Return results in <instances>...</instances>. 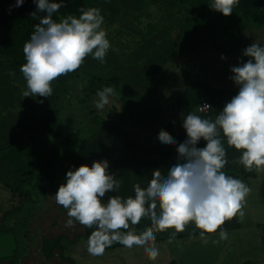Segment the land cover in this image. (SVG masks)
I'll return each mask as SVG.
<instances>
[{"label":"rangeland","instance_id":"374dc122","mask_svg":"<svg viewBox=\"0 0 264 264\" xmlns=\"http://www.w3.org/2000/svg\"><path fill=\"white\" fill-rule=\"evenodd\" d=\"M212 0H92L90 4L104 9V23L102 29L107 33L110 48L106 53L105 62L87 56L82 66L89 73H109L116 71L122 76V89L126 93L127 101L134 108V117L145 123L154 113L157 105L155 103L154 91L151 86L152 80L149 77L151 71L160 65L166 58V53L173 43L176 30L180 25L190 22L196 26H203L210 30L216 37L217 42L225 47H229L236 40L235 29L242 24L243 18L236 12L225 17L222 13L210 8ZM59 15V21L62 20ZM264 46V27L261 29H247L242 34V45L239 49L226 55H219L215 51L205 50L198 56H184L178 54L166 66H164L155 78L160 94L163 99L160 104L162 110L161 120L165 121L169 115L171 105L175 101L180 87L185 86L191 79H203L215 87L236 88L230 79L232 72L230 69L239 66L247 57L243 56L244 50L252 43ZM224 59H221V57ZM182 76L178 85L174 83L175 78ZM184 77V78H183ZM164 79V80H163ZM27 90L25 79L17 77L13 72L5 70L0 72V147L7 145L10 140L22 130L36 129L44 131L52 128V133L41 136L39 141L44 143L64 141L57 138L61 130L74 129L75 121L68 124L57 123L51 113L45 97L30 96L24 97L23 92ZM74 96V95H73ZM77 96V93L74 97ZM73 99V98H72ZM41 101H43L41 103ZM109 104L105 105L102 112L108 114L110 119L117 115L113 112V99L109 98ZM69 102V101H68ZM208 104L207 100H204ZM68 110L74 111L77 108V101L71 100ZM77 104V106H75ZM119 109L118 104H116ZM213 113L215 119L219 112L213 108L208 113ZM198 113L197 110L192 112ZM77 127V125H76ZM78 128V127H77ZM73 130V131H74ZM158 130H162L159 126ZM136 140H128L125 150L108 159H90L83 165L89 167L93 162L107 161L109 163V173L115 177L120 174L122 168H138L139 164L156 159L150 153L146 143L153 142L149 138L152 134L144 133L142 130L133 129ZM158 132V133H159ZM73 133V132H72ZM88 133L82 129L75 135L71 134L70 141L65 144L66 150H72L87 137ZM170 149V146L163 145ZM126 160L124 166H119L118 160ZM140 161L136 162L135 161ZM0 179L11 182L13 179L8 169L0 167ZM119 179V178H118ZM251 191L246 197L243 211L244 217L239 219L241 230L229 231V244L219 240L217 234L209 235L208 242L197 237L185 240H173L171 243L155 241V246L159 250V256L155 261L150 260L145 254L144 248L133 246L116 247L113 245L106 248L102 256H91L87 252V240L81 239L77 243L61 241L63 255L71 258L75 264H167L175 260L177 264H242L250 261L252 264H264V171H257L255 178L241 180ZM8 190L0 183V258L11 259L16 257L22 264H39L34 253L30 254L33 238H25L23 218L28 215L30 204L24 201L19 203L21 207L17 212L3 215L4 211L16 207H9ZM113 196V192L107 193L103 203H107L108 197ZM38 207H35L37 210ZM34 209V207H33ZM6 217V218H5ZM50 217L36 221L35 226L42 228L45 237L55 235H66L74 238L80 233V225L74 223V227H66V213L62 212L57 217V223L51 228ZM34 220V217H31ZM148 218H142L138 225ZM190 223L184 232L176 234L175 238H186V233L190 229ZM130 225V230L137 227ZM32 230V229H31ZM30 230L31 234L33 232ZM174 229L156 233L157 238L171 236ZM218 241V242H214ZM12 244V249H11ZM228 248L230 253H227ZM34 251L40 249L35 246ZM48 264H61L58 255L52 256Z\"/></svg>","mask_w":264,"mask_h":264},{"label":"clouds","instance_id":"9594fccd","mask_svg":"<svg viewBox=\"0 0 264 264\" xmlns=\"http://www.w3.org/2000/svg\"><path fill=\"white\" fill-rule=\"evenodd\" d=\"M24 2L16 0L15 7ZM33 2L36 11L30 16L39 23L23 46L26 63L20 71L27 84L23 96L47 98L53 91L52 82L79 69L87 56L104 63L110 43L101 27L104 17L98 8H80L78 18L68 15L57 22L53 14L64 6L63 0ZM236 4L238 0H212L210 8L228 17ZM243 56L247 57L246 62L242 60L230 69L238 94L214 121L190 112L183 119L187 139L177 148V163L166 174L154 170L146 188L134 185V198L113 195L107 203L102 202L107 193L118 191L121 186L109 173L106 160L66 173V183L59 186L54 199L67 209L66 227H74L76 221L95 229L87 241L89 255L102 256L106 248L119 243L129 249L143 247L147 257L155 261L160 254L155 246L156 233L174 229L168 241L171 243L176 234L193 223L199 238L207 243L208 236L217 233L226 221L244 217L243 208L251 189L222 171L228 163L224 140L240 153L238 162L245 170L264 171V46L254 42ZM96 95L95 107L102 110L115 91L111 86L104 87ZM210 109L208 104L200 106L201 111ZM158 139L166 146L176 143L164 130ZM201 140L206 146L197 148ZM145 217L151 227L139 234L134 227L130 230V225H138ZM227 239V231L220 230L219 240Z\"/></svg>","mask_w":264,"mask_h":264},{"label":"trees","instance_id":"16d2710c","mask_svg":"<svg viewBox=\"0 0 264 264\" xmlns=\"http://www.w3.org/2000/svg\"><path fill=\"white\" fill-rule=\"evenodd\" d=\"M92 0H63L64 6L53 14V19L59 22V15L67 17L74 15L77 18L81 14L79 9L98 8L90 4ZM50 2L60 3L61 0H50ZM16 0H0V72L8 70L13 72L17 77L24 79L20 68L26 63L23 46L30 38L34 31V27L39 23L38 19H33L30 13L36 11V4L33 0H27L19 12L15 7ZM100 14L104 17L105 10L98 8ZM234 12L238 13L243 22L235 29L236 40L226 49L221 46L215 35L203 26H196L190 22L184 23L176 30L173 43L166 53L165 60L155 67L149 77L152 80L153 95L157 105L154 113L147 119L145 123L138 121L134 117V108L127 101L126 93L122 89V76L120 73L113 71L109 73H89L82 65L79 69L67 75H62L54 80L51 84L53 89L52 94L46 98L47 105L55 119V125L68 124L67 122L75 121L74 129L61 130L57 138L60 137L64 142L44 143L38 138L45 134L52 133L53 129L39 131L36 129H26L16 134L10 142L0 147V167L7 168L12 177V181L0 179L5 186L11 191L23 197L30 204L28 215L23 218L24 236L25 238H33L31 242L33 248L30 254L34 253L39 261V264H48L47 262L52 256L58 255L61 264H75L71 258L63 255V246L61 241L66 240L69 243H77L81 239L88 241L89 236L95 230L80 225V233H77L72 239L66 235H55L54 237H45L40 226H35L36 221L42 218L50 217L51 228H54L57 223V217L62 212L66 213L67 209L58 205L54 199L59 186L66 183V173L69 170L75 171L90 159H108L122 150H125L126 141L136 140V134L133 129L142 130L144 133L152 134L149 138L153 142L146 143L150 153L156 156L153 161L140 163L137 170L124 167L116 176V179L121 182L118 191L113 192V195L127 198L135 196L134 185L139 184L141 188H146L152 178L154 170H160L162 174H166L170 168L177 163L179 144L187 139V134L183 128V119L197 107L208 101L217 112H221L231 99L238 94V87L234 89L215 87L203 79H191L188 83L180 87L177 92L175 101L171 105L169 115L165 121L161 120L162 110L160 108L163 95L160 94L157 82H161L159 78H155L160 70L166 66L178 54L184 56H198L205 50L217 52L219 55H226L239 49L242 45V34L245 30L264 27V0H238L233 8ZM39 15H44L43 13ZM182 76L175 78L174 83L178 85V81ZM184 78V77H183ZM164 80V79H163ZM113 87L115 95L109 98L113 99V112L117 115L110 119L108 114L102 112L95 107L98 100L97 91L104 87ZM77 93V96L74 97ZM74 95V96H73ZM73 98V99H72ZM71 100L77 101L78 109L74 111L68 110L66 106H70ZM69 101V102H68ZM118 104L119 109H117ZM202 118L213 120V113H196ZM77 125V127H76ZM170 134L176 141L170 145V149H166L158 139V127ZM84 129L88 135L75 146L72 150H66L65 144L71 139V134L79 133ZM74 130V131H73ZM161 131V130H160ZM73 132V133H72ZM206 142L201 140L196 147L203 148ZM224 147L227 152V161L222 171L226 175L240 180L255 178L256 169L247 171L239 164L240 153L234 148H229L226 140ZM119 162V163H118ZM140 162V161H135ZM119 166H124L127 161L120 159L117 161ZM21 207V206H20ZM19 207V208H20ZM34 207V209H33ZM35 207H38L35 210ZM9 211L7 215L17 212L18 209ZM34 217V220L31 219ZM6 218V217H5ZM146 227H151V223L145 221L137 227V234L141 233ZM240 228V222L237 217L226 221L220 230L231 231ZM32 229V230H31ZM30 230L34 235L31 234ZM195 233V234H193ZM187 237L199 236V230L195 229V225H190L187 231ZM179 237V236H176ZM161 237L155 238L158 241ZM35 246L40 249L34 251ZM124 247L119 243H115L113 247ZM0 264H22V261L13 257L0 258ZM167 264H176L171 260ZM242 264H251L250 261H245Z\"/></svg>","mask_w":264,"mask_h":264},{"label":"crops","instance_id":"0c3cea01","mask_svg":"<svg viewBox=\"0 0 264 264\" xmlns=\"http://www.w3.org/2000/svg\"><path fill=\"white\" fill-rule=\"evenodd\" d=\"M0 183H2L4 186H5V184L2 182V181H0ZM5 189L6 190H8V199H9V201H11V200H13L14 202H10V204H9V207H16V206H18V207H16V208H12L11 210L9 209V210H5L4 211V213H3V215L4 214H6L7 212H9V211H12V210H15V209H17V208H19L21 205H19V203H21V204H23L24 203V201H22V200H25L23 197H21L19 194H17V193H15V192H11L6 186H5ZM237 217H239V216H237ZM239 220V219H238ZM238 230H241V224H240V228L239 229H237V231ZM231 231H236V230H231ZM227 232H229V231H227ZM215 234H217L218 235V238H219V233H215ZM213 235V234H212ZM194 237H197V236H194ZM233 236H230V233H228V239L227 240H223L224 242L223 243H228L229 244V242H231V240L229 239V238H232ZM192 237H186V238H175V239H173V240H187V239H191ZM166 238H162V239H160V241H163V240H165ZM168 239H170V238H168ZM172 240V241H173ZM159 241V240H158ZM166 242H168L169 240H165ZM11 249H12V244H11ZM227 253L229 254L230 253V249L228 248V250H227ZM175 261V260H174ZM176 262V261H175ZM237 262H235V264H236ZM177 264V263H176ZM252 264V263H251ZM256 264H262V263H260L259 262V260H258V263H256Z\"/></svg>","mask_w":264,"mask_h":264},{"label":"built area","instance_id":"2783aa9c","mask_svg":"<svg viewBox=\"0 0 264 264\" xmlns=\"http://www.w3.org/2000/svg\"><path fill=\"white\" fill-rule=\"evenodd\" d=\"M205 104H207L206 102H202L198 107H197V112L198 113H207V112H209L210 110H206V111H201L200 110V106H203V105H205Z\"/></svg>","mask_w":264,"mask_h":264},{"label":"water","instance_id":"95a60500","mask_svg":"<svg viewBox=\"0 0 264 264\" xmlns=\"http://www.w3.org/2000/svg\"><path fill=\"white\" fill-rule=\"evenodd\" d=\"M26 1H27V0H25V2H26ZM25 2H24V3H25ZM24 3H23V4H24ZM22 6H23V5H22ZM22 6L17 8V10H18L19 12L21 11Z\"/></svg>","mask_w":264,"mask_h":264}]
</instances>
